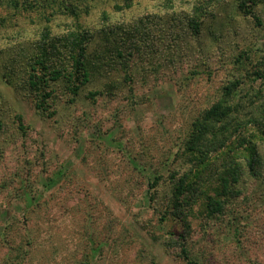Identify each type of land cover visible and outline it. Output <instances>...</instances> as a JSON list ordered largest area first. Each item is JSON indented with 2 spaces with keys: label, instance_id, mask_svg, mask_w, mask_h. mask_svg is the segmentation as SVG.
<instances>
[{
  "label": "rangeland",
  "instance_id": "1",
  "mask_svg": "<svg viewBox=\"0 0 264 264\" xmlns=\"http://www.w3.org/2000/svg\"><path fill=\"white\" fill-rule=\"evenodd\" d=\"M117 2L124 0H98L82 20L97 26L104 10L119 23L142 18L140 51L127 67L102 71L73 102L59 85L46 112L9 84L13 65L20 70L27 57L0 29V264L189 263L180 254L183 226L162 213L179 167L175 153L194 117L238 68L245 76L264 67V5L247 14L227 1L196 37L188 36L185 15L173 21V13H147L156 12L158 0H131L124 13L114 11ZM20 13L1 10L0 21L7 17L32 38L43 27L39 13ZM242 51L250 53L247 71L234 64ZM157 173L163 179L149 201ZM246 178L224 216L210 220L197 207L188 218L194 262L264 264V177Z\"/></svg>",
  "mask_w": 264,
  "mask_h": 264
},
{
  "label": "trees",
  "instance_id": "2",
  "mask_svg": "<svg viewBox=\"0 0 264 264\" xmlns=\"http://www.w3.org/2000/svg\"><path fill=\"white\" fill-rule=\"evenodd\" d=\"M129 1L114 3V11L124 13L130 6ZM158 1L156 12L147 13H173V21L185 15L182 19L191 34L188 36L197 37L205 20L215 18L219 9L232 0ZM233 1L247 14L264 5V0ZM95 8H98V0H0V11L16 15L39 13L43 27L32 38L25 30L16 31L7 17L0 21V29H8L7 40L21 49L23 58L27 57V63L20 70L13 65L14 77L6 76L8 82L11 86L20 85L38 111L46 112L54 105L59 85L73 102L82 87L95 80L99 82L108 68L127 67L136 50L140 51L137 45L144 37L141 29L146 25L142 18L119 23L110 20L104 10L100 12L102 22L89 27L84 24L82 14L92 13ZM61 17L63 22L57 23ZM26 45L31 49L27 56ZM249 54L248 51L240 52L234 64L243 69ZM240 72L238 68L237 73ZM191 74L199 77L203 72ZM236 74L221 85L208 106L192 120L175 153L179 167H174L169 177L172 187L164 199L163 220L170 218L183 226L184 232L178 238L180 254L189 263L194 260L187 247L191 230L188 218L194 209L200 207L210 220L224 216L229 206L235 205L241 197L247 176L264 177V147L263 151L260 149V145L264 146V87L261 86L264 67L248 70L245 76ZM259 81H262L260 85ZM102 85L109 91L114 87L107 80ZM162 179L161 173L150 178L149 201L155 200L156 188ZM235 229L239 234V225ZM174 242L171 238L170 244ZM83 262L90 264L91 261L84 259Z\"/></svg>",
  "mask_w": 264,
  "mask_h": 264
}]
</instances>
